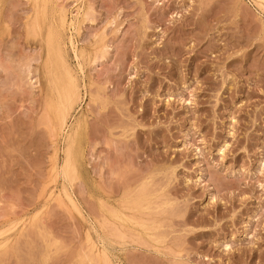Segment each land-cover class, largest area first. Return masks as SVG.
<instances>
[{"label": "rangeland", "instance_id": "obj_1", "mask_svg": "<svg viewBox=\"0 0 264 264\" xmlns=\"http://www.w3.org/2000/svg\"><path fill=\"white\" fill-rule=\"evenodd\" d=\"M0 264H264V0H0Z\"/></svg>", "mask_w": 264, "mask_h": 264}, {"label": "bare ground", "instance_id": "obj_2", "mask_svg": "<svg viewBox=\"0 0 264 264\" xmlns=\"http://www.w3.org/2000/svg\"><path fill=\"white\" fill-rule=\"evenodd\" d=\"M60 59L62 61V64L61 63L60 64L62 65L63 72L60 71L61 65L60 66L58 65L59 71L57 73L54 71L55 73H53L52 72L53 69L54 70H58V69H55L54 68L55 66H52V63L54 62V60L57 61ZM58 62H60V61H58ZM49 64H50L49 72L53 76V84H54V87L50 88V89H54V90H52L51 92L49 91L50 94L48 95V100H47L48 101L47 102V110L49 112V115L53 114L50 117L52 118V120L54 122L57 121L58 124L55 122L57 124V126L64 127L65 126V120L69 114L71 107H73V105L76 104V102L78 100L80 101L81 98H80V91H79V89H78V87L74 81V76L65 66V63H64L63 58H62V54L59 51V49L57 48V45L55 43L54 38H51V40L49 42ZM57 81H59V82H57ZM49 85H51L50 82H49ZM58 92L60 93V97H58V94H57ZM54 114L57 116L56 120H54L55 119ZM58 118L60 119V121L57 120ZM84 122L85 121H83L82 123L80 122L78 124L76 123L77 126L74 127V129L72 130L73 131V133H71L72 135L68 136L71 139L70 140L71 141L70 146L68 148V155H74L75 154V153L74 154L72 153V151H73L72 149L75 146H77L76 144H77V141L79 139L77 141H75L76 139H74V138L76 136H78V134L82 131V128H83V131L85 130V128H84L85 123ZM60 127H59V130L61 131ZM70 127H73V126H70ZM75 142H76V144H75ZM72 144L75 146H72ZM71 147H73V148H71ZM74 152L77 153V147H76V150Z\"/></svg>", "mask_w": 264, "mask_h": 264}]
</instances>
